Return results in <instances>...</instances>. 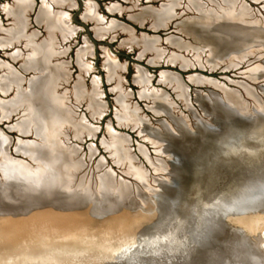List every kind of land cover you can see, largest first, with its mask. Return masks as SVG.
Listing matches in <instances>:
<instances>
[{
    "label": "rangeland",
    "instance_id": "374dc122",
    "mask_svg": "<svg viewBox=\"0 0 264 264\" xmlns=\"http://www.w3.org/2000/svg\"><path fill=\"white\" fill-rule=\"evenodd\" d=\"M224 1L226 0H172L175 8L168 19L159 22L160 24L157 25L156 29V26L153 27L149 21L147 22V19L154 12L162 9L161 7L168 3L167 0H66L67 3L60 6L59 10L66 16L65 30L70 29L69 31L72 33L68 32L67 38L60 44L57 43L59 39H56L55 42L52 41L54 46L59 44L60 50L64 52L60 56V65L62 66L63 63L65 67L67 64V67H65L64 72L66 76H63L65 81L62 80L64 84L61 79L53 76L51 87L62 96L64 106L71 112L66 113L65 117L61 116L59 124L62 125H60L58 132L59 124L50 123L52 125L51 137L52 141H57L53 142L54 145L58 143L65 145L66 140H68L70 146L67 148L69 147V150L75 149L76 154L73 157V163L74 167L76 165L78 167H76L77 170L70 171H73L76 181L84 180L85 186L88 183L94 186L93 182L97 184L99 178H103L104 187L99 188L100 190L96 189L97 192H104V190L107 192L111 189L109 174L113 179L125 181V184H120L124 192L123 199L129 198L128 200H130L133 198L136 200L133 192L138 193V191L142 194L153 195V190L157 188L158 183L167 179L169 173L168 146L163 141V138L169 136V133L162 137L165 128L163 125L167 126L166 129L172 128L173 131L174 128L176 131H178L177 129L181 130V127L192 129V137L199 134L203 138L204 144L205 131L199 129L197 123L201 119L200 116H203L202 110H205L202 104L204 99L209 98L213 103L223 107L235 104L243 109L258 107L256 103L264 101V77H260L261 71H252V74L249 71L259 60L263 62V50L254 49V52L241 60H233L232 57L230 62L227 60L220 61L213 68L212 63L216 62V56L205 47V43L186 37L184 33V28L189 23L190 18L194 16L198 15L196 20L205 18V14L209 13L213 16H221L222 10L228 6ZM234 1L243 2L241 3L243 10L240 13L242 15L245 13L247 18L250 15L252 16L250 19L264 16V0ZM14 2L15 0H0V81L4 78L17 76L21 79V87L23 88V82L31 74V71L34 76L42 73L29 68L25 69L22 54L18 56L15 52L17 47L19 51L23 52L20 47L21 44H16L12 40L2 42L5 36L7 37L8 33L12 31V19L8 10L14 8ZM48 2L49 0H30L28 5L27 33L35 35L37 41L47 38V32L44 24H39L34 20L35 13L41 4V7H45ZM88 3L94 6L95 14L98 15L95 18L98 24H103L99 27H110L109 29H105L106 31L97 30L96 20L94 21L88 13L85 15L89 7ZM143 13L146 14L144 19L136 16L131 17V14L142 16ZM246 15L243 19H246ZM262 20L260 23L264 24ZM143 40L154 42L153 47L157 51L154 52L152 48L144 49L142 47ZM57 50L59 49L57 48ZM55 61V58L52 59L51 57L50 64H54ZM109 66L112 67L113 73L109 72ZM263 66L261 65L259 69ZM112 74L113 77H111ZM174 83L178 84L177 88L173 86ZM24 86L23 90H26L27 86L25 84ZM10 91L3 93L0 90V104L6 105L9 102L13 96L12 91ZM146 106H151L155 113L160 114H153L146 110ZM124 109L129 117L125 116ZM191 109H194L198 115L194 116ZM21 112L22 110L18 113L8 111L4 116L0 114V166L5 163V166L9 167V163L21 162L19 165L21 168L24 166L23 168L28 171L27 180L29 178L30 181V173L38 171L35 166L29 164L23 155L15 153L14 147L21 145L17 149L18 152L33 156L36 150L33 151L31 148L36 143H40L41 138L43 140L45 138L36 135L33 124L27 126L24 132L19 131L18 124L22 122V119L25 118L28 123L31 121L27 119L25 114H22L26 111ZM95 114H100V119H97ZM18 115L22 117L19 118ZM196 117L199 119L197 120ZM48 118L52 119V117ZM155 119L161 122L162 127L158 126L157 122L154 121ZM25 124L21 123V125ZM158 127L159 129H157ZM90 129H95V133H90ZM118 131L128 134L131 142L127 141L125 137L118 136L120 135ZM199 131H202L203 135ZM29 132L31 135H27ZM56 132L57 134H55ZM222 132L216 134L218 137L216 136L205 143V148H203L204 151L217 150L216 155L209 161H213L212 167H214L209 174L211 181L219 177L224 167L223 164L228 165L230 158L238 156L242 159L252 158L250 160L254 164L252 170L264 169V165L257 166V162H255L256 157L259 156L260 148H264V144L255 147L244 145L235 149L237 142L226 140V133L223 135ZM77 133L82 136L81 142H77L75 139ZM33 135L35 138L32 137ZM224 141L226 143L223 145ZM131 154L135 156L133 160L130 158ZM60 158L56 155L50 156L54 164L58 163ZM45 159L47 160H44V172L47 171L48 165L46 156ZM247 163L249 162L247 161ZM138 166L145 171V178L139 173L140 168ZM261 174L264 176V171ZM255 175L253 178H246L244 183L235 185L236 187L232 189L233 192L229 197L224 198L222 204L219 203L225 207L217 209L218 206L214 205L219 199L217 193L211 200L203 201L201 207H197L193 203L190 206L188 216L179 218L178 222L174 223L168 231H161L138 240L127 238L112 249L113 257L124 259V264H133L135 253L130 250L136 245H139V249L144 248V251L177 249L181 244L180 242H183L179 238V231L188 227L192 212L198 214L197 227L199 228L202 223L203 225L216 223L217 217L226 210L245 208L243 205L246 200L250 199L249 197L255 195L261 197L259 195L261 191L259 177L261 176L257 175L255 178ZM16 180V177L9 172H1L0 167V193L5 192L11 186L13 188L21 187V182L16 183ZM115 187L116 184L113 189ZM2 188L4 189L2 190ZM198 188L195 190L197 193L199 192ZM262 189L264 191V187ZM38 199H32L34 201L32 204H35ZM52 199L55 201V198ZM113 200H116V197ZM251 201H253L251 207H259L258 200L252 199ZM3 202H0V207H2ZM8 205L10 212L0 213V262L6 255H12L13 258L8 259L5 264H19L30 253L58 245L62 249L81 246L86 250L93 251L98 248V239L85 238L78 233H69L63 238L50 239L48 237L54 233L51 229L29 228L28 219L31 214L25 211L29 204L22 203L14 196ZM110 206L112 209L113 206L111 204ZM104 209L105 207L101 211ZM128 212L123 210L121 214H128ZM166 216L168 217V215ZM260 216L261 219L253 221L255 224H253L254 230L252 232L255 237L248 236L255 253H246V246L243 243L245 236L238 239L237 242V238H239L236 237L237 234L229 245H236L233 246V253L238 249L236 254H231L227 264H264V213ZM144 217L141 215L138 220L128 218L116 225L113 221L107 220L108 218L97 220L84 215L76 216L74 223L85 222L87 224L86 229L88 231L92 229V233L108 228H115L119 232L133 231L136 227L147 230L146 224L149 221ZM153 222L154 220L151 223ZM207 240L210 242V239ZM239 242L242 244L237 246L236 243L239 244ZM239 250L241 251L239 252ZM212 252L207 255V260L211 259V254L219 257L217 255L219 253Z\"/></svg>",
    "mask_w": 264,
    "mask_h": 264
},
{
    "label": "water",
    "instance_id": "95a60500",
    "mask_svg": "<svg viewBox=\"0 0 264 264\" xmlns=\"http://www.w3.org/2000/svg\"><path fill=\"white\" fill-rule=\"evenodd\" d=\"M41 6L42 4L37 8L35 17ZM35 17L34 20L36 21ZM196 17H198V15L190 18L189 23L184 28L186 31H184V33L186 37L205 43V47L216 56V62L212 63V65H214L213 68H215L220 61L227 60V62H230L229 60H231L232 57L233 60H241L245 58L246 55L248 56L254 52V49L257 48H259L260 51H264V24H261L259 20H252L250 17L246 19H223L213 16L210 13L205 14V18L203 19L198 18L196 20ZM45 39L40 40V42L45 41ZM167 40L170 39L167 38ZM262 59L263 62L261 60L257 61L264 65V57ZM51 65L52 64H49L47 67H51ZM65 67H67V64ZM259 71H261L260 77H264V66ZM23 78L25 79L24 76ZM28 80H35L32 71L31 74L26 77L25 82H23V88L25 87L24 84L28 86ZM52 80L51 77H49L44 79V82L51 84ZM33 84L34 83H32L31 86ZM29 99H31V96H29ZM199 99L202 98L199 97ZM211 102L209 98L206 100L204 99L202 104L205 110H202V112H204L205 115L203 113V116H200L201 119L196 117L197 120L199 119L197 121L199 129L205 131V143L211 141L216 136L218 137V135H216L217 133L225 131V129L230 128L233 124H238L240 126L238 131L239 135L236 136L238 140L239 138H244L249 144L264 142V101H260L261 103L257 102L256 105L258 107H249L247 109L240 108L235 104H231V106L228 107L224 106V108L220 106V104ZM44 104L45 103L38 102L36 106L41 108ZM45 106L47 105L45 104ZM218 107L224 108L226 112L218 111ZM145 108L155 115L160 114L155 113L153 109H151V106H146ZM38 111L41 114L40 117H38L39 121H37L36 126L34 125L36 129L35 133L40 138L43 137L45 139L43 140L41 138L42 140L40 139V143L38 142V144L36 143L34 146L37 153L34 152L33 156L22 154L18 152L15 147L14 152L23 155L28 160L29 164L35 166L38 173L42 174L41 177L45 178L43 181L44 184H41L38 189H32V192H37L40 195L48 194V196L55 198V201H52V198L50 200L42 199L34 205H28L29 208L25 211L31 214V217L28 219L29 228L41 227V229H51L54 233L48 237L50 239L63 238L69 233H78L85 238L98 239V248L89 251L81 246L68 247L67 249H62L59 245L53 246L30 253L27 258L21 260L19 264H124V259L120 257L114 258L112 255V249L117 244L127 238L138 240L142 237L149 236L155 231H168V229L172 227V223L170 222L161 227H158L157 224H151L152 220H155V218L163 217L164 215H168L169 217L171 215L170 221H174L176 224L179 218L186 214L185 210L193 205V203L197 207H201L203 201L206 202L211 200L216 193L219 194V198L223 200L229 197L233 192L232 189L236 187L235 185L244 183L246 178H253L255 174V178H257V175L261 176L259 177V186L260 190L263 191L264 176L261 173L264 169L261 170V168H256L252 170L254 165L250 161L252 158L242 159L240 156L230 158L228 165L221 162L224 165L221 174L219 177L215 178L214 181H211L209 174L212 168H214L212 167L213 161L209 162L205 159V164L202 163L201 160L203 155H200L201 152H198L196 149L190 150L189 147L184 146V139H178L181 135H187V138L192 137V129L181 127V130L177 129L178 131H176L174 128L173 131L172 128L166 129L167 126L163 125L165 128L163 129L164 134L162 137L169 133V136L163 138L164 144L166 143V146H168L169 156L167 161L169 162V173L167 179L161 180L160 183H158L157 188L153 190L154 194H142L138 191V193L133 192L136 200L133 198L130 200H128L129 198L127 200L126 198L123 199L124 192L120 184L125 181L113 179L109 174L108 179L111 180V189L107 190V192L105 190L104 192H97L96 188L99 189L104 187V179H97V184L93 182L94 186H91L89 183L85 186L83 184L84 180H77L78 182L75 180V176L72 173L73 171H70L77 170L76 167H78V165L74 167L73 163V157L76 154L75 149L72 148V150H69V147L67 148V146H70L68 145V140H66L67 143L65 145L63 143L54 145L52 142L56 140L51 142V139L48 138L50 135L47 126L49 119L46 117L49 116V114L44 113L43 110ZM192 112L194 116L198 115L194 109ZM95 115L97 119H100V114ZM204 116L205 118L203 119ZM154 121L157 122L158 126L162 125L161 122L156 119ZM60 125L62 124H59L58 127L56 126L57 132L59 131V127H61ZM157 129H159V127ZM57 132L55 134H57ZM79 133H77L75 137L77 142H81L82 140V136L79 135ZM90 133H95V129H90ZM118 133L120 134L118 136L121 138L125 137L127 141L131 142L128 134L120 131H118ZM29 134L31 135V132L27 133V135ZM32 137L35 138V135ZM43 154L48 159L51 155L60 156L61 158L56 165L51 163L50 170L44 172V160L47 159H45ZM199 156L202 157L200 158ZM130 158L133 160L135 156L131 154ZM256 158H262L261 160H264V148H260L259 156ZM247 161L249 163H247ZM139 168V173L141 176L144 175L145 178V171L141 167ZM48 179H51V182H49L50 180L48 181ZM53 180L55 181L54 185H52ZM16 181L19 183L21 182V180ZM115 184L116 187L113 189ZM198 186L201 188L199 201L196 200L197 197L194 195ZM261 191L259 193L261 197L259 196L257 198L254 194L255 196L249 198L261 202V200L264 199V191ZM136 194L137 196H135ZM114 197H116V200H113ZM250 199L245 201V208L226 210L217 217L216 223H206L204 225L202 223L199 228L197 227L199 219L198 214L192 212L189 219L190 224L187 225L188 227L179 231V238H181L183 242H180L181 244L177 249L144 251V248L139 249V245H136V247L131 250L132 253H135L132 263L227 264V262L230 261L231 254H236L237 252L236 250L238 248L234 253L232 252L233 246L235 245L234 243V245H229L230 242H233L232 240L237 234L238 236L236 237H239L237 238V242L239 241L238 239H242L241 237L245 236V238H243V243L246 246H244L246 248V253H255L249 240L250 237L248 236L250 235L252 238L255 237L252 232L254 230L253 224H255L253 221L261 219L260 214L264 213V207L263 205L251 207L253 201ZM23 200H25L24 197L21 198V202ZM22 203L25 202L23 201ZM110 204L113 206L112 209L110 208ZM102 207H105L103 211H101V209H103ZM1 208L2 207H0V213L10 212L9 209L6 210ZM123 210L129 211L128 214H121ZM98 211L101 213L97 214ZM174 211L178 219L175 217L172 219ZM84 215L97 220L108 218L107 220L113 221L116 225L124 220L126 221L128 218L138 220L142 215L146 216L147 221H149V223L146 224L148 229L142 230L136 227L133 231L119 232L115 228H108L104 231L92 233V229H89L90 232L86 229L87 224L85 222L74 223L76 216ZM162 217L160 222L163 220ZM88 227L90 226L88 225ZM176 238L178 239V237ZM207 239H210V242H208ZM236 244L238 246L242 243L239 242V244ZM212 251L219 253L217 254L219 257H215L216 255L211 254V259L207 260V255L213 253ZM240 251L241 250H239V252ZM11 256L12 255H6L1 259L0 264H5L8 259L13 258Z\"/></svg>",
    "mask_w": 264,
    "mask_h": 264
},
{
    "label": "bare ground",
    "instance_id": "6f19581e",
    "mask_svg": "<svg viewBox=\"0 0 264 264\" xmlns=\"http://www.w3.org/2000/svg\"><path fill=\"white\" fill-rule=\"evenodd\" d=\"M167 1H168V3L165 4V6L161 7L162 9L158 10L157 12H154L147 19V22L149 21V23L151 25H153V27L156 26L155 28L158 27L157 25L160 24L159 22H163L166 19H168L169 16L171 15V12L175 8L174 2H172V0H167ZM224 2H226L228 4V6L226 7V9L222 10V12L220 13L221 16H217V17H220V18H223V19H226V18H233V19L240 18V19H243V17H245L244 16V15H246L245 13H243L244 15H242L240 13V11L243 10L241 8V3H243V2L240 3V2H236L234 0L233 1L226 0ZM29 3H30V0H15L14 8L8 10V13H9L11 19H12V28H11L12 31H10L8 33L7 37L5 36L4 40H2V42L12 40V41H15L16 44H21L20 47L22 48L23 52L19 51L18 47L15 50V52H16V55H18V56H20L22 54L21 56L23 57V60H24L25 66H26L25 69L29 68V69H32V70H36V71H39V73L41 72L42 74L39 75L40 78L38 76H34L35 80H32V81L28 80V86H27L26 90H23V88L21 87V79H19V77H17V76H12L11 78H8V79L4 78V80L0 81V90L3 93L9 92L10 90L13 93L12 98L9 100V102L6 105H4L3 103L0 104V114L2 116H4V115H6L5 113L8 112V111H13L14 113L15 112L18 113V112H20V110H22V112H23V110H24V112L26 111L25 113H22V112L21 113L23 115L25 114L27 116V119H29L31 121H29V123H28V121L25 118H24V120L21 118L22 119L21 123H23V124L26 123L25 124L26 126L25 125H21V123L18 124L19 128H20L19 131L22 133V132H24L25 129H27V126H29L30 124H33V126L34 125L36 126L37 121H39L38 117H40V114H41L38 110H43L44 113L49 114V116H46L47 118L48 117H52V119H54V120H52V119L50 120L48 118L50 120V122L48 123L49 126L47 125L48 126V132L50 133V135L48 134L49 135L48 138H50L51 142H52V137H51L52 136L51 135V133H52L51 132L52 131V125L51 124L58 125L61 122V120H60L61 116L63 115L65 117L66 116L65 114L68 113V112H71V111H69V109L64 106V104L62 102V96L60 94L56 93L53 90L54 88L51 87V84H49L47 82H44V79L51 77V80H52L53 76H56V77H58L59 80L61 79V81L62 80L65 81V77L63 78V76L65 75V73H64L65 72V67H64L63 63H62V66L60 65V63H61L60 56H61V54H64V52H62L60 50L59 44H60V42L64 41L67 38L68 32L72 33V31H69L70 29L65 30V27L67 25V22H65L66 21V16L59 10L61 5H64V4L67 3L66 0H60V2H57V0H49V2L45 5V7H40V9H39V11H38V13L36 14V17H35L37 23L44 24L46 32H47V38L45 39V41H42V42L37 41L35 35L27 33L26 16H27V13L29 12L28 11L29 10L28 9ZM185 3H187V2H185ZM180 4H181V2H180ZM182 4H184V3H182ZM87 5L89 7H88V10L86 11L85 15L88 13L89 16H92L91 18L94 19V21L96 20L95 23H96V26H97V30L98 31H103L105 29H109L110 27L109 28L108 27H101V28L99 27V25L103 26V24H98L97 19H95L98 15L95 14L96 12L94 11L93 4L88 3ZM230 5H232V6H230ZM184 6H185V4H184ZM187 6H189V5H187ZM229 7L231 8L230 11H229ZM132 16L133 17L136 16V17H139V18L141 17V18L144 19L146 17V14L143 13L142 16L141 15L137 16L136 14H133V15L131 14V17ZM247 17L248 16L246 15V18ZM250 17L252 18L251 15H250ZM260 17L261 16L256 18V16H255L256 19H252V20H259L261 22V20L264 18V16L261 17V18ZM262 22H264V19L262 20ZM56 39H59V42H57L59 44H55V46H54V43H52V41L55 42V41H57ZM134 40L136 41V39H134ZM153 43L154 42H151L149 40H143L142 41V47L144 49L152 48L154 50V52H155L157 50L153 47ZM57 48L59 50H57ZM156 53H158V52H156ZM51 57H52V59L55 58V60H56L55 63L51 65V67H53L54 69L51 68L50 66L49 67L51 69L49 67H47L51 63L50 62ZM193 64H194V62H193ZM261 65L262 64L259 63V62L256 63L249 70L250 73L252 74V71L255 72L256 70L259 71L260 70L259 67ZM55 68L58 71H56ZM61 68H62V70H61ZM3 71L7 72L6 70H3ZM112 71H113L112 67L109 66V72L113 73ZM111 77H113V74H112ZM32 83H34V84L31 86ZM59 83H60V81H59ZM59 83H58V85H59ZM62 83L64 84L63 81H62ZM142 83H143V81H142ZM173 86L177 88L178 84L174 83ZM29 96H31V99H29ZM31 101H32L33 104L31 103ZM38 102L45 103L47 106H45V104H44L43 107L38 108L36 106V103H38ZM222 110H223V112H226V110L225 111H224V109H222ZM222 110L219 109L218 111H222ZM124 113H125L126 117H129L128 116L129 114L126 113L125 109H124ZM20 117H22V116L20 115L19 118ZM47 122H48V120H47ZM239 127L240 126L238 124H233V125H231L230 128L225 129V131L222 132L223 135L226 133V140H231L233 142H237L236 143L237 147H234L235 149L238 148V147H242L244 145H247V147H255L256 145L264 143V142H261V143L259 142V143L249 144V143H247V141L244 140V138L243 139L239 138V140H238L236 138V136L239 135V133H238ZM35 132H36V129H35ZM199 132H200L201 135H203L202 131H199ZM250 133H252V132H250ZM179 134H182V133H179ZM179 138L182 139V140L184 139V141H185L184 142V146L189 147L190 150L196 149V150H198V152H201L200 155H203V157L201 156L202 157L201 162L204 163V164H205V159H206V161H210L217 153V150L216 151L215 150H212V151L211 150L210 151L209 150H205V151L203 150V148H205V143L203 144V142H202L203 138L200 137L199 134H197V136L188 137V138H187V135H181V137H179ZM225 141L222 143L223 145L226 143ZM20 147H21V145L16 146L15 149L17 150ZM31 149L34 151V147L31 148ZM203 153H205V154H203ZM232 157H233V155H232ZM255 162H257V166L260 165V164L264 165V160H261V159L257 158L255 160ZM260 162H263V163H260ZM20 163L21 162H18L16 164L9 163V165H8L9 167H6L5 166L6 164L3 163L0 166L1 167V172H4V173H5V171L7 173L9 172L10 174L14 175L17 180H21V184H22L21 187H19V186L15 187V188H13L12 186L10 188L6 187L7 189L5 190V192L0 193V202L4 201L2 203V208L6 209V210L9 209V205L8 204H9L10 200L14 196L16 197L17 200L19 199L20 201H21V198L24 197L25 200H23V201L26 204H29L30 206L34 205V204H32V202H34L32 199H34V198H39L38 200H36L35 204L37 202H39V200H42V199H46V200L49 199L50 200V198H52L51 196H48V194L47 195H40L37 192H35V193L32 192V189H38V187L41 184L42 185L44 184L43 181H44L45 178H42L41 175L39 176L38 172H33V173L31 172L30 173V181H29V178L27 180V172L28 171H26V169L23 168L24 166L21 168L20 165H19ZM51 163L54 164V162H52V160L49 157L47 170H50V167H51L50 164ZM48 181L51 182V179H48ZM54 183H55V181L53 180L52 185H54ZM4 186H7V185H4ZM204 187H205V183H204ZM4 188H2V190ZM25 188L27 189V191H26ZM198 189H199V192L198 193L195 192V194H194L197 197L196 200L199 199V193L201 191L200 187ZM52 201H54V200H52ZM221 202H222V200L219 198L214 203L215 206H218L217 209H221V208L225 207V205L224 206L221 205L222 204ZM219 203H221V204H219ZM259 203H260L259 206H261V205L264 206V199L261 200V202H259ZM243 206H246V205L244 204ZM227 207H229V206H227ZM28 208H29V206H26L25 209H28ZM189 210H190V206L188 207V209L185 210L186 214L183 217H187L188 216ZM9 211H10V209H9ZM99 213H101V212H99ZM169 213H170V211H169ZM175 213L176 212L174 211V214H173L174 216L172 217V219L174 217L177 218ZM170 216L169 217H167V216L165 217V215L163 217L161 216L162 219H163V220H161L162 222H160L161 217L159 219L156 218L154 220L155 223L153 222V224H155V225L157 224L158 227H161V226L166 225V223L170 222L173 225L175 222L174 221H172V222L170 221L171 220ZM144 218H146V216ZM156 233H159V232L155 231L154 233H152L150 235H153V234H156ZM263 248H264V245H263Z\"/></svg>",
    "mask_w": 264,
    "mask_h": 264
}]
</instances>
